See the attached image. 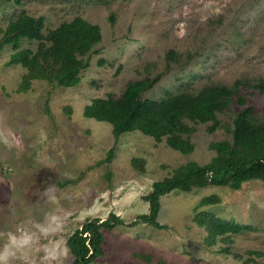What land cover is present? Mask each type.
Segmentation results:
<instances>
[{"label":"rangeland","instance_id":"obj_1","mask_svg":"<svg viewBox=\"0 0 264 264\" xmlns=\"http://www.w3.org/2000/svg\"><path fill=\"white\" fill-rule=\"evenodd\" d=\"M22 14L44 19V34L82 17L102 40L70 87L25 81L27 70L10 63L13 45L0 47V264H71L70 234L111 215L123 224L102 229L103 254L90 264H264L263 181L175 189L159 199L158 225L138 221L156 181L207 164L210 143L231 139L243 108L235 94L213 130V121H185L189 154L139 131L115 139L109 123L83 115L93 98H118L148 78L143 101L224 85L264 121V0H0V43ZM38 45L24 39L19 49ZM201 212L246 229L211 240L195 220Z\"/></svg>","mask_w":264,"mask_h":264},{"label":"trees","instance_id":"obj_2","mask_svg":"<svg viewBox=\"0 0 264 264\" xmlns=\"http://www.w3.org/2000/svg\"><path fill=\"white\" fill-rule=\"evenodd\" d=\"M44 29V19L22 14L9 23L0 47L13 45L15 51L10 56V63L20 64L27 70L25 81L39 78L56 82L63 87L77 84L80 81V71L88 64L87 58L82 57L102 40L100 26L85 18L75 17L46 34ZM24 39L38 41V48L19 49ZM155 80L145 78L129 82L118 98H93L84 107L83 115L109 123L115 139L122 134L139 131L156 140L165 138L169 147L189 154L194 150L193 144L184 135L192 129L185 121H213L210 126V130H213L217 126L216 113L228 109L234 100V94L235 103L243 108L232 119L231 139L210 143V148L216 152L210 162H188L177 167L171 176L153 184L150 194L145 197L149 212L138 217V221L158 225L156 219L160 210L159 199L175 189L190 191L209 184L239 189L250 181L264 182V121H255L252 107L244 106L245 99L236 93L235 88L204 85L196 92H178L161 101L141 100V94ZM263 87L264 85L261 89ZM214 201L215 196L203 199L204 203ZM195 220L206 227L207 238L211 240L217 235L246 229L209 213L196 214ZM121 224L123 222L114 215L108 220H86L67 239L71 264H90L100 257L103 254L102 229H112Z\"/></svg>","mask_w":264,"mask_h":264},{"label":"clouds","instance_id":"obj_3","mask_svg":"<svg viewBox=\"0 0 264 264\" xmlns=\"http://www.w3.org/2000/svg\"><path fill=\"white\" fill-rule=\"evenodd\" d=\"M261 209H264V208H261Z\"/></svg>","mask_w":264,"mask_h":264}]
</instances>
